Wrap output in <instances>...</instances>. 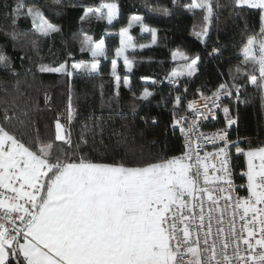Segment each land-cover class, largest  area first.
<instances>
[{"label": "snow or ice", "instance_id": "6c2138e0", "mask_svg": "<svg viewBox=\"0 0 264 264\" xmlns=\"http://www.w3.org/2000/svg\"><path fill=\"white\" fill-rule=\"evenodd\" d=\"M170 4L202 16L192 35L207 50L219 19V0ZM143 6L173 15L167 5L144 0ZM67 7L81 10L74 39L89 58L76 60L69 53L71 63H39L36 72L102 76L103 58L110 61L108 75L116 95L122 86L131 91L129 76L118 71L121 59L126 73L133 70L135 57L126 53L137 45L130 31L138 25L142 34L150 35V43L139 45L142 50L157 44L159 30L145 17L132 15L118 33L112 32L107 26L114 28L121 18L120 0H0V18L10 29L3 34L14 48L38 49L42 40L62 32L48 12ZM230 7L242 19L254 16L256 22L246 23L233 53L237 63L231 57L227 61L232 66L226 79L212 89L202 86L188 99L189 89L185 83L181 90L180 78L195 77L201 57L172 52V59L183 63L166 77L176 94L162 135L180 141L178 152L166 146L156 153L124 151L127 138L110 145L105 122L94 113L73 139L71 126L79 113L71 93L65 111L48 126L51 135H43L35 119L42 109L26 101L15 64L0 48V70L8 77L0 80V264H264V143L245 147L243 139L233 140L230 134L239 120L233 102L247 104L249 86L260 101L258 117L264 119V0H230ZM21 20L30 25L26 31L18 27ZM93 21L106 22L100 39L83 27ZM113 35L119 37L114 50L105 40ZM206 54L220 61L225 51L217 43ZM12 79L16 83L9 88ZM162 82L151 79L152 85ZM44 96L47 106L50 97ZM133 96L147 101L154 92L145 87ZM221 113L223 126L215 127ZM151 122L159 124L157 117ZM209 125L211 130H205Z\"/></svg>", "mask_w": 264, "mask_h": 264}, {"label": "trees", "instance_id": "16d2710c", "mask_svg": "<svg viewBox=\"0 0 264 264\" xmlns=\"http://www.w3.org/2000/svg\"><path fill=\"white\" fill-rule=\"evenodd\" d=\"M76 3L95 4L97 0H73ZM153 5H167L173 15L162 16L156 11H149L143 4L144 0H120L122 5V15L118 22H114L115 27L107 26L112 32L117 33L121 26L127 24L128 18L132 15L145 17V22L151 27L157 28L158 42L151 47L140 49L139 45L150 43L151 37L148 33H141L139 26L133 27L130 34L135 38L137 45L135 51L129 50L126 54L135 57L133 70L126 73L123 68V62L119 61V68L122 74H127L131 81L132 90L126 87L119 89V95H116L110 72V61L101 58L100 68L102 76L89 77L84 75H75L71 78L52 73L36 72V66L39 63L58 64L69 59V53L76 59H88L79 51V41L74 39V34L81 28L79 8L67 7L56 11H49V18L54 23L62 27L60 34H55L50 39L42 40L38 49H32L28 46L21 48L19 44L13 47L10 37L5 36V30H10L5 20L0 18V48L13 60L16 70L19 73L16 79L20 81V90L26 93L28 103H39L42 109L37 113L35 119L38 121V127L45 136L51 135L48 126H51L57 113H62L66 109L68 96L71 93L74 109L79 113L78 117L72 124L73 139L81 130L80 126L83 121L90 115L95 114L102 117L105 124V142L115 145L117 141H123L127 138V146L124 151H135L139 153L142 149L145 153H156L162 147H167L171 152H178L180 141L169 136L167 139L162 135V130L171 119L172 97L175 96L173 91L175 85L168 82L166 77L170 72L179 65V60L172 59V52L181 50L189 56L197 54L201 57L199 72L195 77H182L181 90L186 83L189 89L187 96L193 98V93L202 86L212 89L222 79H226L228 68L231 67L227 61L231 57L232 64L237 63V58L233 55L241 40L242 33L245 31L246 23L255 24V17L247 21L234 14L230 7V0H219L221 7L217 9L218 21L215 23L210 32L208 49L197 40L193 35V26L202 25V16L197 13L193 14L183 8H173L170 0H149ZM183 2V0H181ZM19 29L26 31L30 25L27 21L21 20ZM84 29L89 34L100 39L105 32L106 22H95L84 24ZM251 31V28H249ZM106 43L112 46L119 45L118 35L105 36ZM219 44L225 51L224 57L220 61L212 59L206 54L214 44ZM28 57L21 60L20 56ZM223 63V67L220 64ZM33 71L29 72L28 69ZM224 73V76L219 75ZM151 78L157 81H163L157 85H152L151 79L145 81L142 78ZM0 80H8L3 70H0ZM16 80L12 79L9 88L15 85ZM145 87L154 92V96L147 101L136 99L133 92L139 95ZM45 92L50 101L45 105ZM169 93L172 95L170 96ZM248 103L243 102L235 105L233 102V111L239 112L237 125L233 127L231 138L237 137L245 141L246 147L249 143L255 147L264 143V119L258 117L260 107L259 98L251 93L247 94ZM24 103V101H22ZM228 103V100H225ZM141 117H147L145 123ZM157 117L159 124L152 125L151 118ZM220 120H223V114H220ZM66 123V120H62ZM112 133L118 135L112 136ZM238 164L243 161H237ZM239 171V169H237ZM239 183V179L237 180Z\"/></svg>", "mask_w": 264, "mask_h": 264}, {"label": "built area", "instance_id": "2783aa9c", "mask_svg": "<svg viewBox=\"0 0 264 264\" xmlns=\"http://www.w3.org/2000/svg\"><path fill=\"white\" fill-rule=\"evenodd\" d=\"M188 99H190V98H188ZM213 123L215 124V127H222L223 126V120L222 121L220 120L219 123H215V122H213ZM211 128H212V125H209V127L207 129H205V130H211ZM232 130H233V128L230 130V134L232 133Z\"/></svg>", "mask_w": 264, "mask_h": 264}, {"label": "rangeland", "instance_id": "374dc122", "mask_svg": "<svg viewBox=\"0 0 264 264\" xmlns=\"http://www.w3.org/2000/svg\"><path fill=\"white\" fill-rule=\"evenodd\" d=\"M117 33H118V32H117ZM118 38H119V37H118ZM118 46H119V45H118ZM106 47H108L109 49H113V50H114L115 47H117V46H112V45H109V44L106 43ZM120 61H122V59H121ZM122 62H123V61H122ZM182 63H183V62L180 61V62H179V65L182 64ZM177 66H178V65H177ZM177 66H176V67H177Z\"/></svg>", "mask_w": 264, "mask_h": 264}]
</instances>
